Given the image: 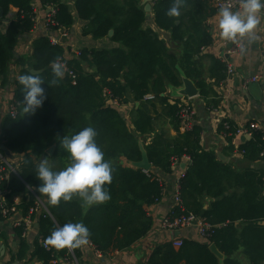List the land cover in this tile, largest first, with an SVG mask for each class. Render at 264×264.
<instances>
[{"label": "trees", "instance_id": "1", "mask_svg": "<svg viewBox=\"0 0 264 264\" xmlns=\"http://www.w3.org/2000/svg\"><path fill=\"white\" fill-rule=\"evenodd\" d=\"M40 1L42 5L56 7L51 34L71 27L73 17L62 0ZM189 1L185 0L182 8L190 4L197 7ZM173 2L159 0L152 5L154 24L170 33L173 43L170 47L154 29L145 25L147 18L141 0H75L76 14L83 21L82 35H90L95 40L107 37L117 46L83 49L78 58L69 60L64 56V47L52 44L49 35L34 39L30 54L15 57L19 37L34 28L32 0H0L2 18L7 20L6 24L0 20L4 27V30L0 29V87L9 82L12 64L18 69V77L34 70L45 81L42 87L47 99L43 106L35 114H24L23 86L17 77L11 101L16 115L6 114L0 125V146L21 156L16 167L17 176L10 174L2 184L10 191L6 194L7 201L11 205V195L20 194L21 200L15 209L32 219L35 213H30V209L38 205L36 199L31 198L35 195L49 213L42 211L38 215L39 238L34 241L32 253L44 264L69 254L68 249L51 247L46 250L40 245L54 228L68 222H83L91 232V245L102 255L126 250L143 238L152 226L146 207L159 201L163 190L162 181L154 171L170 174L172 164L184 157L190 159L179 181L184 211L220 226L205 239L207 243L179 236V247H174L172 241L159 244L153 249L148 264H220L208 249L210 243L224 255L222 264H242L235 258L237 252L249 264L264 262V223H261L264 221V177L249 167L238 170L232 163L221 161L214 149L203 148L199 126L193 125L190 130L180 132V99L165 95L168 87L181 85V70L194 82L205 110H216L220 99L213 85L218 86L224 80L226 71V65L220 59L208 57L211 62L209 78L213 83L203 77L200 53L204 46L211 44L208 28L202 27L195 15L188 12L181 13L178 18L166 16ZM11 8L16 11L12 12ZM110 30L112 35L108 36ZM57 56L73 72L74 78L66 74L60 86L49 87L48 82L52 79L50 63ZM105 92L120 104H136L129 119L133 132L120 110L106 105ZM148 94L154 99L144 100ZM157 105L176 131L175 136L155 129L153 115ZM224 123L229 127L224 128ZM85 127L96 130V142L104 152L105 160L111 161L113 166L112 182L105 185L111 199L92 206L86 215L77 198L70 202L61 200L59 206H51L46 196L35 191L41 183L35 175L37 159L46 156L52 162L53 171L63 170L68 163V153L62 148L61 139L71 137ZM235 127L227 119L217 127V133H224L226 149L231 152ZM251 132L249 139L237 150L247 162L264 160V131ZM145 135H153L150 143H143L152 165L147 172L129 165L130 161L140 160L138 142ZM52 145L55 149L49 156L45 150ZM123 159L127 165L123 164ZM204 199H210L207 208L202 207ZM0 219L5 218L0 215ZM23 230L22 226L17 227V235L21 236ZM71 252L78 255V249Z\"/></svg>", "mask_w": 264, "mask_h": 264}, {"label": "crops", "instance_id": "2", "mask_svg": "<svg viewBox=\"0 0 264 264\" xmlns=\"http://www.w3.org/2000/svg\"><path fill=\"white\" fill-rule=\"evenodd\" d=\"M74 1L62 0L68 6L73 17V24L66 31L67 36L61 39L63 42L62 46L65 49V58L69 60L78 58L79 56L76 55L77 51L81 52L83 49H109L116 47L117 44L111 42L107 37L95 40L90 35H82L81 28L83 21L76 14ZM143 2L144 0H141V5L144 7ZM191 2L197 4V7L194 8L191 4L187 5L180 10L181 13L188 12L194 14L195 18L200 21L202 27L208 28L211 38V44L204 46L200 53L203 77L207 82L213 83V80L209 78L208 69L211 62L208 57L220 59L226 67L230 64L234 70V74L229 76L226 75L225 71L224 80L220 81L218 86L213 85L220 99L216 110H205L199 97L193 98L191 101L195 109L194 125L199 126L201 130L200 144L205 149H214L216 155L220 152L225 158L224 162L232 163L236 169L242 170L249 167L261 173L262 177H264V160L259 159L254 162H247L243 160L242 153L237 150V147L241 143L246 142L249 136L243 133L236 135L232 140L233 151L231 152L226 149L227 144L219 133H217V127L223 119L232 121L237 127L248 128L249 124H255L260 128H264V82L261 79L259 81L250 80L254 76L264 77V10L261 12V23L256 29L255 39H245L243 41L244 50L241 51L240 49L237 51V45L233 49L228 48L227 45L230 42L224 41L220 37L217 27L218 11L214 8L211 0H190L189 3ZM32 6L35 13L34 28L30 33L23 34L19 37L14 49L15 57L30 54L31 42L41 36L49 35L45 32L43 25L48 6L42 5L40 0H32ZM11 11L14 12L16 9L11 8ZM148 15L149 17L145 20V25L154 29L158 33L159 38L164 40L167 46H173V43L170 41V33L158 29L154 24L152 5ZM0 29L4 30V27L0 25ZM60 30L62 29L54 32L53 36L58 37ZM9 75V82L5 86L0 87V125L11 105L14 94V80L18 77V69L15 64L10 66ZM171 94V89H167L165 95L171 99H177V97ZM170 103H172V100H170ZM135 106V103H127L119 110L126 119L128 117L127 113H130ZM153 116L155 117L156 130L163 131L171 137L176 135V131L169 124L168 119L161 113V107L159 105L156 106V113ZM128 128L132 132L134 131L131 124ZM179 131L182 132L180 127ZM152 138L153 135H145L140 137V141L148 144ZM11 155L12 158L7 157V161L16 171V167L21 161V156L12 153ZM41 159L38 158L36 163ZM49 163L52 164L50 159ZM123 164L127 165L124 159ZM187 166L188 163L184 159H181L173 163L170 174L163 175L154 171L162 181L163 190L159 201L146 207L148 215L152 218V226L143 238L132 244L126 250H115L108 255H99L91 243H89L78 248V255L70 251L66 256L57 257V264H148L149 257L156 246L166 241H172L175 238L174 232H168L161 228V223L169 214L173 205L176 180L181 171ZM14 175L17 176V173ZM8 192L10 191L7 189ZM31 198L36 199V196L32 195ZM20 200V194H13L9 199L14 205L18 204ZM209 202L210 199H204L202 207L207 208ZM43 210L42 207H36L33 211L35 216L32 219H30L29 215L25 217L21 214V211L17 210L10 215L9 219H0V246L3 245L4 247L3 252L0 250V264H44L43 261L32 256L35 249L34 241L39 238L38 215ZM19 222L24 228L21 236H18L16 232V228L21 226H17ZM261 223H264V221ZM180 237L197 242H206L205 239H199L197 233L192 229L182 230ZM22 243H24L23 247ZM21 251H23L22 256H20ZM235 258L242 264H249L240 252L235 253ZM50 264L52 263L50 262Z\"/></svg>", "mask_w": 264, "mask_h": 264}, {"label": "clouds", "instance_id": "3", "mask_svg": "<svg viewBox=\"0 0 264 264\" xmlns=\"http://www.w3.org/2000/svg\"><path fill=\"white\" fill-rule=\"evenodd\" d=\"M234 3L238 10H233ZM234 3L229 0L220 6L217 27L224 41L239 44L243 51V41L255 39L264 0H234ZM184 5L185 0H174L165 15L178 18ZM50 67L52 79L48 86L58 87L65 76V64L57 56L51 61ZM18 82L23 86V113L35 114L47 99L46 90L42 87L44 79L39 72L32 71L20 75ZM97 135L94 128L85 127L77 134L61 139V146L68 153V163L63 170L53 171L46 156L36 164L35 175L41 183L35 187V191L46 196L51 206H59L61 200L70 202L77 198L86 215L92 206L104 204L111 199L105 185L112 182L113 166L111 161L105 160V154L96 142ZM90 237L91 232L83 222H68L54 228L45 243L56 250L71 251L88 245Z\"/></svg>", "mask_w": 264, "mask_h": 264}, {"label": "built area", "instance_id": "4", "mask_svg": "<svg viewBox=\"0 0 264 264\" xmlns=\"http://www.w3.org/2000/svg\"><path fill=\"white\" fill-rule=\"evenodd\" d=\"M157 1L159 0H148L150 5H153ZM211 2L213 3L214 8L218 11L220 6L222 4L228 3L229 0H211ZM233 3H234V0H233ZM47 6H48V11L46 13V17H45L44 24H43L45 32L49 34V40L52 44L62 45L63 42L61 41V39L67 36V32H66L67 30L65 29L60 30L59 32L60 35L58 37L53 36V32L52 34L50 33V26L55 24L54 15L56 13V7H54L53 5H47ZM233 10H238V6H235V3H234ZM236 45H237L236 50L237 51L240 50L241 49L240 45L238 46L237 43ZM76 55L80 56V51H77ZM62 62L65 64V67H66L65 75L67 74L69 77L74 78L73 72L68 68V66L66 65L64 61ZM233 74H234L233 67L230 66L229 64L226 67V75L229 76ZM259 79H261V81L264 82V77L254 76L250 80L259 81ZM104 98H105L106 105L114 106V107H117L118 109H121V107L124 105V104H120L118 100L113 99L108 92L104 93ZM143 99L153 100L154 98L152 95L148 94V95H145ZM191 101L192 99L180 98L179 106H181V109L179 110V119L181 121L180 122L181 131L190 130L194 125L195 109L193 108ZM6 114H9L10 117H15L16 110H15L14 105L11 104L9 106ZM228 127L229 126L226 123H224V128H228ZM252 130L264 131V128H260L258 127V125H255V124H249L248 128L236 126L235 131H234V137L240 133L246 134L247 136L250 137L252 134L251 132ZM219 135L224 139L225 136L223 132L219 133ZM183 159L188 164L190 163V159L188 157H184ZM186 168L181 171L180 175L178 176L176 180L175 193L173 195V205L169 211V214L163 219L161 223V228L165 231L172 232V233L175 231L192 229L197 233L199 237L206 239L213 233L214 229L218 228L220 225L209 224L202 216L196 215L192 212L184 211L182 203H181V199L179 196V181L183 177ZM15 172L16 171L8 163L7 156H5L4 153L0 149V215L6 219H9L10 215L14 213L16 209H15V205L12 202H10L11 203L10 205L9 202L7 201V198H6L7 190L2 187V184L8 179V176L10 174L12 173L16 174ZM36 201L38 203L36 207H42L44 209L43 211L47 212L44 205L38 200L37 197H36ZM34 210L35 208L30 209V213H32ZM19 225L23 226L20 222L17 224V226ZM41 245L46 250H49L51 248L50 246L46 245V243L44 242ZM172 245L174 247H179L181 245V238H179V236L175 237L172 240ZM97 253L100 255L99 252ZM51 263L57 264L56 260H52Z\"/></svg>", "mask_w": 264, "mask_h": 264}, {"label": "water", "instance_id": "5", "mask_svg": "<svg viewBox=\"0 0 264 264\" xmlns=\"http://www.w3.org/2000/svg\"><path fill=\"white\" fill-rule=\"evenodd\" d=\"M144 4V12L146 14V18L149 17V11L151 9V5L148 2V0H144L143 2ZM3 9L0 7V20L2 21L3 24L7 23V20H3ZM112 35V30H110L108 32V36ZM236 46V43L230 42L228 43L227 47L228 48H234ZM34 70H30V72H32ZM38 72V71H37ZM180 73V77H181V85L179 87H168V89H171V95L177 98H188V99H193L199 96V91L197 89V87L195 86L194 82L187 78L182 72L181 70H179ZM120 115L123 117V113L120 112ZM124 118V117H123ZM138 147H139V151H140V155L141 158L139 161H130L129 165L133 168H137V169H141L144 172H147L149 170H151L152 165L148 160L146 151L143 147V143L141 141L138 142ZM0 149L3 151L4 155L7 156L8 158H12L11 153L4 147V146H0ZM55 149V146L52 145L49 148H47L45 150V153L49 156L52 155L53 151ZM217 157L221 160V161H225V158L222 156V154L220 152L217 153ZM47 211V210H46ZM48 212V211H47ZM49 214V213H48ZM181 235V231H175L174 232V236L178 237ZM208 249L209 251L219 260L220 264H222V261L224 260V255L217 249V247L215 246L214 243H210L208 245ZM0 250H2V252L4 251V247L3 245L0 246Z\"/></svg>", "mask_w": 264, "mask_h": 264}, {"label": "rangeland", "instance_id": "6", "mask_svg": "<svg viewBox=\"0 0 264 264\" xmlns=\"http://www.w3.org/2000/svg\"><path fill=\"white\" fill-rule=\"evenodd\" d=\"M128 114V117L126 118V121H127V125H128V127H130V120L128 121V119H130V113H127ZM199 239H201V237H199ZM203 239V238H202ZM201 239V240H202Z\"/></svg>", "mask_w": 264, "mask_h": 264}]
</instances>
